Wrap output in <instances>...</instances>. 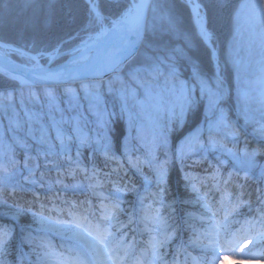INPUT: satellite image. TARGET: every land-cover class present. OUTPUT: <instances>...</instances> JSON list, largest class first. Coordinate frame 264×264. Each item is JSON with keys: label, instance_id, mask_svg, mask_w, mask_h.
Here are the masks:
<instances>
[{"label": "snow or ice", "instance_id": "6c2138e0", "mask_svg": "<svg viewBox=\"0 0 264 264\" xmlns=\"http://www.w3.org/2000/svg\"><path fill=\"white\" fill-rule=\"evenodd\" d=\"M85 20L78 32L83 35L70 36L68 40L79 39V43L64 51L67 40H57L55 43H38L33 38L31 51L14 47L6 42L4 36H0V53L15 52L24 59V63L15 64L6 58L0 59V75L10 81L18 82L15 88H5L0 92V97L12 100L15 93H19L23 101L24 90H28V99L39 102L41 94L44 97L49 114L53 110L61 113V120L72 124V132L79 146L90 143V138L81 127L82 117L78 114L70 121L63 118L64 110L59 107L60 98L58 92L67 98L64 102L69 111H76L81 107L80 91L83 99L87 101V110L95 116L99 128L105 129L101 136L104 143L103 155L106 161L111 160L117 164V168L105 173L108 184L111 185L109 194L102 191L104 181L98 177L99 170L93 166L87 169L80 159L77 149L76 159L70 155L66 157L70 165L68 175L75 176L77 171L85 174L90 181L88 187L95 197L96 203L85 200L80 204L75 201H65L66 208L55 206L48 209L43 203L38 211H32L31 207L25 209L23 205H13L7 211L0 212V218L9 223H0V264H53V258L58 257L55 264H179L173 258L169 261L163 250L172 240V234L168 231L167 218L162 214V209L172 208V204L165 203L168 185L171 181L170 166L176 162L181 165V179L185 187L190 188L196 194L195 200H185V204H197L203 209L199 216L194 212H186L188 227L195 239L192 244L199 243V236H206L209 230L225 228L230 223V215L235 213L241 203L237 190L242 185L235 184L239 179L238 172H228L224 178L220 171V165L225 160L217 157V164L211 165L204 177L195 176L183 170L185 161L196 155L197 151L209 150L220 152L231 157L241 170L252 169L256 166L255 156L264 149L257 148L249 152L247 148L237 150L228 148L217 136L223 133L225 138L236 139L240 135L237 122L231 119L230 113L225 110L226 96L231 95L230 89L225 86L219 64L216 70L206 72L201 64L194 60L188 52L189 38L182 29L180 20L174 11V5L170 0H83ZM189 8L192 21L195 25L193 35L209 46L212 56L216 55L214 44V31L205 10L203 0H185ZM251 26L259 24L264 34V0H243L235 10L237 25L241 19ZM165 37H169L168 40ZM171 37L184 41V46H175ZM34 53V54H33ZM60 56L68 57L63 63L53 65V61ZM47 59V64H41V59ZM180 62L190 67V75L187 79L181 78L179 70ZM233 66L239 71L240 61L233 56ZM257 83L261 85L259 101L261 108L260 121H264V69ZM107 77V79H105ZM75 85V87L73 86ZM132 85H135L133 87ZM39 90V91H37ZM114 95L120 102V116L127 115L129 124L136 120L145 119L157 129L153 140L144 145L146 148L144 158L135 156L127 148L124 151L126 163L130 168L136 169L142 175L145 192L154 184L155 191L148 196L140 195L139 190L133 185L128 187L123 183V177L119 176L121 161L112 153L108 143V124L111 113L105 107L104 93ZM253 91L250 86L237 89L238 117L243 118L244 125L258 123L253 114L250 103L253 99ZM201 111L203 122L198 123L190 132L184 135L174 151L169 150V135L183 128L189 116ZM206 111L208 115H203ZM167 117L164 124L160 123L161 114ZM29 121H39L41 113L26 111ZM15 117V118H14ZM9 118V126L13 131L20 128V122L16 114ZM56 124V138L60 141L62 152H68L65 139L71 140L72 136H66L58 126L60 122L52 118ZM207 131V140H202ZM260 137L264 138V122L254 128ZM40 142H44V129L41 128ZM216 134V135H214ZM137 136L140 129H137ZM2 143V141H0ZM12 143L19 144L27 149L26 141L12 138ZM100 144V140H97ZM7 151L0 156L7 159L8 163L15 164L9 153L11 144L7 145ZM49 153H54V146L48 145ZM157 149H163L164 159L160 160ZM206 162V158L192 160V166ZM210 163V162H209ZM142 166H147L150 175L143 173ZM0 169L8 173L7 164L0 162ZM91 171V176L88 175ZM126 171V170H125ZM116 175V179L111 177ZM261 177L264 178V167L261 169ZM247 179V172H245ZM210 181L211 185L205 183ZM8 183V177H0V193L3 186ZM57 183H62L57 181ZM223 185V187H221ZM231 187V191L229 188ZM202 188L208 191L202 192ZM215 191L220 196L219 206L213 211L208 202V196ZM261 199H264V189H261ZM135 193L138 198L139 210H125L122 207V194ZM151 198L152 203L145 205L146 199ZM235 200V203L233 201ZM259 202V201H258ZM0 204L6 201L0 200ZM87 205V207H85ZM153 205H159L153 207ZM25 211L32 212L33 223L38 225L35 229L27 226L21 228V238L16 243L17 228L20 227L18 219ZM65 213L67 219L51 215V212ZM223 212L222 223L215 218ZM48 213V214H46ZM151 213V214H149ZM211 214L210 216L208 214ZM208 216L209 229L198 232L195 227L197 220L204 222ZM126 217V219H122ZM264 224V215L260 217ZM138 225H143L140 234H147L148 239L138 241L136 233ZM36 232L37 235H33ZM55 232L69 241V246L62 252L49 251L50 244L39 233ZM258 239H264V233L258 234ZM252 241H245V248H250ZM29 249L28 252L24 248ZM11 257V258H10ZM36 259L33 260L32 258Z\"/></svg>", "mask_w": 264, "mask_h": 264}, {"label": "rangeland", "instance_id": "374dc122", "mask_svg": "<svg viewBox=\"0 0 264 264\" xmlns=\"http://www.w3.org/2000/svg\"><path fill=\"white\" fill-rule=\"evenodd\" d=\"M242 2L243 0L240 3ZM235 32L236 35L234 36L233 44H231L229 47L230 50L228 51V57L232 62V57L235 56L240 61V67L239 71H237L236 67H234L232 63V69L228 74L231 84L225 83V86L227 89H230L231 95L225 97V110L230 113L231 119L234 122H237V127L240 128V135H238L236 139H232L231 137L225 138L223 133H221L217 136V139H220L228 148L237 150L239 155V150L245 148H247L249 152H252L253 149H257L258 147L264 149V138L260 137L256 132H254V128L258 127L260 122H264L260 121V112L258 111L261 108L258 95L261 85L257 83V80L262 74L261 70L264 69V34H262V29L259 24H256L253 27L249 23L245 22L243 18L240 20L239 25H237L235 20ZM71 43H73V41L69 40V48L72 47L70 46ZM207 47L209 48V46ZM69 48L64 46V51H67ZM212 48L215 49L216 55L212 56L209 48V56L211 62L213 63L212 70L215 71L217 64H219L217 61L219 55L214 44L212 45ZM4 55L13 59L19 64L24 63V59L15 52H7L4 53ZM67 58L68 57L66 56H60L53 61V65L57 63H63L67 60ZM40 63L47 64V59H41ZM219 68L221 67L219 66ZM180 72L182 79H187L190 75V70H187L186 73L182 71ZM246 85L255 90L253 91V99L250 103V107L253 109V114L258 123L248 124L245 126L243 118H240L237 121L239 108L237 102V89ZM73 86L75 87V85ZM132 86L135 87V85ZM79 94L81 96V107L76 111H69L67 104L64 102L67 98L62 94V89L58 92L60 98L59 107L64 110V120L70 121L72 117H75L78 114L82 117L80 122L81 127L84 133L90 138V143L83 146H79L78 141L75 139V135L72 132V124L65 123L61 120V113L59 111L53 110L52 113L49 114L42 94L39 102H34L28 99L27 89L24 90L23 101L19 93H15L12 100H5L3 97H0V141H2V143H0V153L6 152V146L11 144L12 147L9 156L15 161V164L13 165L8 163L6 158L0 156V162L6 163L8 167V173H4L3 170L0 169V177H8V183L6 186H3V191L0 193V200L6 201V204H0V212L7 211L8 208L12 207L13 205H23L25 209L31 207L33 212L39 210L41 203L45 204L51 209L54 207V205L59 206L58 204L50 205L46 203L42 197H40V194L46 193L48 190L53 188L58 190H68V192L73 193L78 192V194L82 196L86 190L84 184L88 185L90 181L85 177L84 173L79 171L75 173V176L68 175V169L72 167V165H70L66 159V157L70 155L72 159L75 160L77 149H79L80 159L87 169L91 170L93 166H95L99 170L100 175L98 178L104 181V187L102 191H104L105 194L110 193L112 190L111 185L107 183L104 174L110 172L112 169L117 168V165L114 161H106L105 156L103 155V148L101 147V145L104 143V141L101 139V136L105 129H101L97 126L95 116L90 114L87 110V101L83 99V92L80 91ZM104 100L107 110L111 113H115L110 117V122L107 126L108 143L111 146L112 153H115V151L112 149L114 146L112 130H116L118 123H120L124 128V133L120 142V148L123 150V153L119 152L121 155L116 156L121 161L120 168L125 169L126 171L121 170L119 172V176L123 177V183L127 184L128 187H132L134 185L139 190L140 194L146 193L144 186H141V183L144 185V182H141L142 176H133L130 178V172L127 169L128 164L126 163V158L124 157V151L125 148H127L129 152L134 153L135 156L144 158L146 151L144 145L150 143L153 140L157 129L145 119L136 120L133 124H129L127 115H119V100L114 95L108 94L106 90L104 93ZM27 110L41 113V119L39 121H29L26 116ZM14 114H16V117H18L21 125V127L15 131H13V127L9 126V118L14 117ZM203 115H208V113L204 111ZM53 117L56 121L60 122L58 126L63 130L66 136L73 137L71 140L65 139L68 152H62L60 149V141L56 138L57 125L53 124ZM159 120L161 124H164L167 121V117L162 113L159 117ZM191 120H193V115L189 116L187 124L183 128L170 133L168 140L169 150L174 151L180 139L184 135L188 134L190 130H192L198 123L203 122V116L199 114L198 121L192 122ZM41 128L44 129L43 143L40 142L42 135ZM138 128L140 129V135L143 137V140L139 139L137 136ZM14 136L17 139L26 141L28 145L27 149L21 147L19 144L12 143V138ZM207 137L208 133L205 131L202 140L206 141ZM97 140H100V144H97ZM49 144L54 146L55 154L49 153ZM163 151V149H157L156 151V155L160 160L165 158ZM97 155H99V157L104 160L103 162H106L104 168L97 165L95 161ZM217 157L226 161L225 164L219 166L223 177L227 178L228 172H238L239 179L234 180V183L242 185V188L237 190V194L240 195V199L243 201V203L239 205L235 213L230 215V223L232 224L239 218H243L244 220L239 219L237 222H234L237 225V228L228 229L227 225L225 228H217L215 231L209 230L206 236H199V243L193 244L194 248H196V253H189L187 255L188 260H184L185 263L181 259L177 261L179 264H190V262H193L194 264H264V239L257 238L258 234L264 233V224L260 222V217L264 215V199H261L260 191L261 189H264V178L261 177V169L264 167V150L257 152L255 156L256 166L250 170H241L239 166L236 165L235 161L231 159V157L213 150H209L207 152L197 151L196 155L185 161V165L187 166L184 167L183 170L190 172L195 176L204 177L208 174L207 170L210 168V164H217ZM204 158H206V162L192 166V160ZM176 163L179 173L176 175L180 180V188L183 190V194L185 195L184 201L195 200L196 194L193 193L190 188L185 187V182L181 179L180 175L181 165L179 162ZM142 170L144 174H150L147 166H145V169ZM47 171H58L66 177V180L72 182V187L63 188L60 186H55L60 184L51 183V181H48L49 179L46 177L44 179L40 178V176L44 175V173ZM245 172H247V179L245 178ZM88 175L91 176V171H89ZM116 178V176L114 178L111 177L113 180ZM205 183L211 185L210 181H205ZM152 187H155V185L153 184L148 189V191H150ZM221 187H223V185H221ZM30 191H35L37 193V196H35L36 198L26 194ZM201 191L206 192L208 191V188H202ZM229 191H231V187L229 188ZM18 193H22V195ZM12 196H14L15 199L12 198ZM16 196L21 198V200H18ZM135 197H137L135 193H123L121 197L123 200L122 207L126 210L127 205L131 203ZM219 200L220 196L217 195L215 191H212V193L208 196V202L212 206L213 211L217 210L219 206ZM75 202H77V204L81 203L80 201ZM92 203L95 204L96 200L94 199ZM151 203V198L146 199L145 205ZM165 203H171L172 208L162 209L163 216L165 218L171 216L170 218L174 219L175 214L172 212L177 209L178 205L174 207L173 200L168 201L167 199H165ZM233 203H235V200ZM35 204H37V207H35ZM67 206L59 207L63 209ZM158 206L159 205H153V207ZM181 209L187 212H194L197 216L203 213V209L197 204L183 203V207ZM138 210L139 204L137 198V211ZM51 215L59 216V218L63 219L68 218L66 212L55 214L51 212ZM208 215L210 216L211 214L209 213ZM223 215V212H220L215 220L222 223ZM185 218L187 219L186 215ZM1 222L9 223V221L0 218V223ZM18 224L20 227L17 228V238H21V228H25V226H27L30 229H35L38 227V225L33 223L32 212L29 211H25L24 214L19 217ZM196 224V229L198 232H205V230L209 229L208 216L205 217L204 222L197 220ZM167 225L168 231L172 234V237L176 235L175 230H170V224L167 223ZM141 229L142 228L138 227V230ZM241 234L244 236H240ZM33 235H37V233L33 232ZM39 235L43 236L45 241L50 244L49 251L59 253L69 246V241L67 238L61 236L58 233L48 232L39 233ZM138 236L139 235H136V239L138 238V240L141 241L148 239V235L146 233L142 236L140 235V237ZM238 237L242 238L239 240ZM195 238L196 237H194V235L192 237L183 236V239L189 243H191V241ZM208 239L214 240L212 243H208ZM246 240L253 242L251 247L247 249L244 246ZM24 251L28 252L29 249L25 247ZM163 251L166 253V249ZM32 259L35 260L36 258L33 257ZM57 259L58 257L53 258V264H55Z\"/></svg>", "mask_w": 264, "mask_h": 264}, {"label": "trees", "instance_id": "16d2710c", "mask_svg": "<svg viewBox=\"0 0 264 264\" xmlns=\"http://www.w3.org/2000/svg\"><path fill=\"white\" fill-rule=\"evenodd\" d=\"M241 1L242 0H203L208 19L211 22L210 30L214 31V45L217 48L219 55L217 61L221 67L220 71L226 84H231L228 74L232 69V62L228 57V51L230 50L229 47L233 44L234 36L236 35L235 10ZM170 2L173 3L174 11L180 20L182 29L185 32V35L189 38L190 51L188 54L201 64L206 72H213V63L209 56V48L193 35L195 25L192 21L190 10L185 5V0H170ZM84 20L85 9L83 0H0V36H4L6 42L11 43L13 46H22L27 51H31L33 47V38H35L38 43L43 44L55 43L57 40L61 39L67 40L68 43L64 46L69 48L68 38L70 36L74 37L83 34L78 32V30ZM165 39L168 40L169 37H165ZM170 39L173 45L184 46V41L182 39L176 37H171ZM71 41H73V43H71L70 46L79 43V39H72ZM179 70L186 73L187 70H190V67L184 62H180ZM17 84L18 82L10 81L0 75V92L4 91L5 88L11 90L12 88H15ZM198 113L201 114L200 111H198ZM198 113L193 115L192 122L199 120ZM123 133L124 128L120 123H118L116 130H112L114 143L112 149L115 151V155H121L119 152L123 151L120 148ZM95 161L99 167L104 168L106 165V162H103L104 160L99 157V155H97ZM127 169L130 172V178L133 176H142L136 171V169L130 168L128 165ZM142 169H145V166H142ZM123 171H125V169H123ZM169 171L171 181L168 185V192L165 199L168 201L173 200L174 207L178 205L177 209L172 213L176 215L179 213V217H176L175 215L174 219H171V216L167 217V223L170 224L169 228L171 231L175 230L176 235L172 237L171 242L165 249L167 254L177 252L179 257H181V253L179 252L180 249L185 247V245H188V242L183 239V236L192 237L193 233L188 227L190 221L185 218V213L187 211L181 209L183 207L185 195L180 188V180L176 175L179 174L177 163L172 164ZM115 176L116 175H113L112 177L114 178ZM45 177L49 179L48 181H51V183L54 184L57 183V181L62 182L58 183L60 185L55 186L71 188L73 185L72 182L66 180V177L58 171H47L44 175L40 176L42 179ZM142 180L143 178L141 179V182H143ZM141 186L144 185L141 183ZM84 187L86 190L82 196H80L78 192L73 193L68 192V190H58L53 188L46 193L40 194V197L50 205L58 204L61 207L67 206L64 203L65 201L84 202L85 200H88L92 202L95 197L92 195L91 189L86 184H84ZM155 190V187H152L150 191L140 195H148V193L154 192ZM18 194L22 195V193ZM26 194L31 197L37 196L35 191H30ZM12 198L15 199L14 196H12ZM16 198L21 200V198L17 196ZM134 206L137 209V197L127 205L126 210L130 211ZM35 207H37V204H35ZM47 208L51 209L50 207ZM52 213L55 214L56 212L53 211ZM122 219H126V217H122ZM137 227L143 228V225H138ZM195 227H197L196 222ZM233 227L235 226L232 225L231 228ZM136 235H139L138 237H140V230L137 231ZM19 240L20 238L18 237L16 239L17 244L19 243Z\"/></svg>", "mask_w": 264, "mask_h": 264}, {"label": "water", "instance_id": "95a60500", "mask_svg": "<svg viewBox=\"0 0 264 264\" xmlns=\"http://www.w3.org/2000/svg\"><path fill=\"white\" fill-rule=\"evenodd\" d=\"M4 58H6L8 61H11L12 63L19 64L18 62L14 61L13 59H11V58L7 57L6 55H4L3 53H0V59H4ZM106 78L107 77H105V79Z\"/></svg>", "mask_w": 264, "mask_h": 264}, {"label": "bare ground", "instance_id": "6f19581e", "mask_svg": "<svg viewBox=\"0 0 264 264\" xmlns=\"http://www.w3.org/2000/svg\"><path fill=\"white\" fill-rule=\"evenodd\" d=\"M3 54H4V53H3ZM258 230H259V229H258ZM240 236H244V235H243V234H241ZM240 238H242V237H238V239H239V240H240ZM213 240H214V239H208V240H207V242H208V243H212V242H213Z\"/></svg>", "mask_w": 264, "mask_h": 264}]
</instances>
